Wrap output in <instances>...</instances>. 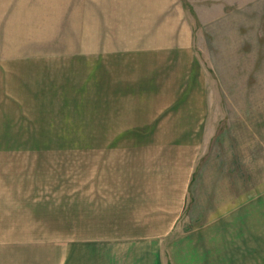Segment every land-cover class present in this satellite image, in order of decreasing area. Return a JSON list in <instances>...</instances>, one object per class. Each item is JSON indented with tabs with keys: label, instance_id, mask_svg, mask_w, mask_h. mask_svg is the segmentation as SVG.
I'll return each mask as SVG.
<instances>
[{
	"label": "rangeland",
	"instance_id": "obj_1",
	"mask_svg": "<svg viewBox=\"0 0 264 264\" xmlns=\"http://www.w3.org/2000/svg\"><path fill=\"white\" fill-rule=\"evenodd\" d=\"M19 1L24 7L25 0L16 2ZM31 1L35 7L38 3L43 7L51 5L54 18L50 19L52 22L48 20L46 26L53 28L58 43L54 41L53 51L48 49L47 64L40 60L36 71L30 58L23 54L21 67L25 70L22 69L21 84H17L23 98L22 115L19 118L18 114H13L15 107L6 101L4 110L0 111V129L5 121L13 123L19 118L22 131L0 132V138L8 141L0 142V162L11 165L16 178L29 174L40 184L46 181L48 198L53 202L55 264H61L67 252L75 251L74 236L124 232L122 220L126 210L122 207L127 203L153 225L160 219L161 207L180 206L177 197L132 195L138 180L131 177L144 176L143 166L148 165L136 159L135 149L130 147L142 141L196 140L203 145L210 141L214 142V148L224 147L227 152L228 140L240 134L246 139L247 147L246 198L261 192L253 204L256 209L261 207L264 220V0H197L195 4L205 21L196 18L193 5L183 0L187 11L190 6L189 15L195 23L194 54L190 63L166 60L161 67L139 68H136L138 63L127 56L115 57L116 61L109 57L96 60L93 52L86 51L94 47L97 39L88 35L91 29L77 35L85 31L82 25L86 21L79 20L82 29L77 28L78 12L72 11V6L77 7L76 2L71 3V26L63 23L64 29H61L58 18L61 0ZM14 31L18 30L14 28L10 34ZM120 76L123 82L132 80L133 83L117 86L116 77ZM138 76L146 81L135 82ZM110 81L115 83V89ZM120 88H145L149 95L160 88L161 97H166L167 92L178 95L170 110L194 105L214 109L207 121V125H212L204 130V122V126L192 132L173 129L174 125L166 122L142 125L150 116L125 114L134 111L127 105L146 107L154 101L126 100L127 97L119 94ZM185 91L191 94L187 100L182 99ZM153 109L157 111L156 107ZM249 127H254L261 135L255 150L248 147ZM183 150L193 156L192 149ZM259 153L261 163L257 165L253 158ZM204 162L207 164L206 158ZM200 166L202 164L198 171ZM199 176L197 174V178ZM171 182L169 179L157 181L158 187ZM40 184L35 186L36 191ZM213 187L206 186L201 179L191 181L187 205L182 207L184 212L170 234H178L187 224L206 219L221 203L232 202L225 184L217 186V190ZM45 191L41 188V194ZM111 209L120 210L112 213ZM127 213L128 216L134 214ZM97 214L104 224L95 219Z\"/></svg>",
	"mask_w": 264,
	"mask_h": 264
},
{
	"label": "crops",
	"instance_id": "obj_2",
	"mask_svg": "<svg viewBox=\"0 0 264 264\" xmlns=\"http://www.w3.org/2000/svg\"><path fill=\"white\" fill-rule=\"evenodd\" d=\"M16 1L0 0V111L4 110L6 101L15 107L13 114L20 118L23 98L17 91V84H21L23 76V54L30 58L36 71L40 60L47 64L48 49L53 51L54 41L57 44L58 40L53 28L46 26L48 20L54 18L51 5L43 7L38 3L35 7L33 1L25 0L21 7V2ZM186 1L193 5L196 18L205 21L195 4L197 0ZM75 2L77 7L72 6V11L78 12L75 17L77 28L82 29L79 20L87 23L82 25L85 31L77 32V35L93 30L88 35L96 37L97 41L86 51L93 52L96 60L109 57L116 61L115 57L127 56L138 63L136 68L161 67L166 60L190 63L194 54L195 23L189 15L190 6L187 11L183 0H61V15L58 16L61 29H64L63 23L71 26V3ZM14 28L18 31L10 34ZM79 42L81 45L80 38ZM49 56L52 58V52ZM145 81L138 76L135 82ZM110 82L115 89V83ZM115 82L117 86L133 83L132 80L123 82L121 76L116 77ZM9 85L11 87H7ZM159 91L160 88H155L153 95H149L145 88H120L119 94L127 97L126 100L154 101L146 107L127 105L134 111L125 114H147L150 118L142 125L166 122L181 131H198L204 122V130L212 125H207V121L214 109L194 105L188 109L170 110L178 95L167 92L166 97H161ZM168 91L174 92L173 89ZM190 95L185 91L182 99L187 100ZM155 107L157 111L153 109ZM19 118L13 123L3 120L6 123L0 132H21L22 119ZM249 130L248 147L255 150L261 135L254 127ZM5 140L0 138V142H8ZM244 140L240 134L229 139L227 152L224 147L221 150L214 148V142L210 141L206 145L196 140L142 141L131 145L136 159L148 165L143 166L144 176L131 177L138 180L132 195L177 197L180 206L161 207L160 219L153 225L144 214L137 215L131 210L127 203L122 207L126 210L122 220L124 232H118V235L99 232L93 236L85 233L82 237H72L73 242H77L75 251L67 252L61 264H264V220L261 219V207L256 209L253 204L261 192L246 198L247 147ZM183 149H192L193 156ZM253 161L259 165L261 154H254ZM199 164L202 166L198 171ZM197 174H200L198 178ZM165 179L173 182L158 187L157 181ZM197 179L206 186L214 185L213 189L225 184L232 202L221 203L206 219L187 224L185 229L172 235L170 230L180 220L182 207L187 205L191 181ZM144 180L147 182L142 183ZM39 184L29 174L16 178L13 167L0 162V264H55L53 202L48 198L46 181H42L36 191L35 186ZM41 188L46 190L45 193L41 194ZM127 212L134 214L129 217ZM95 219L105 223L99 214Z\"/></svg>",
	"mask_w": 264,
	"mask_h": 264
}]
</instances>
